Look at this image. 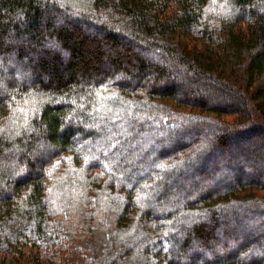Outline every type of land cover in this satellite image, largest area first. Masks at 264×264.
Masks as SVG:
<instances>
[{"label":"trees","instance_id":"1","mask_svg":"<svg viewBox=\"0 0 264 264\" xmlns=\"http://www.w3.org/2000/svg\"><path fill=\"white\" fill-rule=\"evenodd\" d=\"M0 264H264V0H0Z\"/></svg>","mask_w":264,"mask_h":264},{"label":"rangeland","instance_id":"2","mask_svg":"<svg viewBox=\"0 0 264 264\" xmlns=\"http://www.w3.org/2000/svg\"><path fill=\"white\" fill-rule=\"evenodd\" d=\"M134 49V48H133ZM78 213V209H74L72 214L75 216ZM65 239L66 241V236H61L58 235L56 233H53L49 238L46 239H41L40 240V251L41 254L46 253L47 255H51V253L54 255H56L55 253H60L61 251H63L64 249L61 247L62 245V241ZM60 242V244L58 245V243ZM67 242V241H66ZM68 243V242H67ZM46 262H50L49 260Z\"/></svg>","mask_w":264,"mask_h":264}]
</instances>
